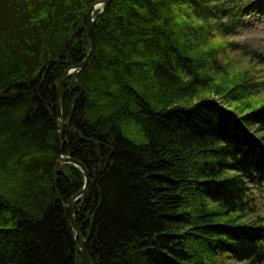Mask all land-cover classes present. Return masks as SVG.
<instances>
[{
    "label": "trees",
    "instance_id": "obj_1",
    "mask_svg": "<svg viewBox=\"0 0 264 264\" xmlns=\"http://www.w3.org/2000/svg\"><path fill=\"white\" fill-rule=\"evenodd\" d=\"M97 1L0 0V264H84L67 209L84 177L56 165V87L89 50ZM263 5L111 0L97 16L95 51L61 88L92 264H264V102L245 74L219 79L216 42Z\"/></svg>",
    "mask_w": 264,
    "mask_h": 264
},
{
    "label": "rangeland",
    "instance_id": "obj_2",
    "mask_svg": "<svg viewBox=\"0 0 264 264\" xmlns=\"http://www.w3.org/2000/svg\"><path fill=\"white\" fill-rule=\"evenodd\" d=\"M255 8L247 16V22L240 28L238 34L222 36V38L216 40L218 44H221L225 48L219 59L225 56L229 62V70L225 72L224 76L219 75L221 76L219 79L231 80L243 74L251 78L258 85L259 89V92L252 98L254 100L252 105L264 102V5L262 9ZM213 43L215 44V42ZM232 45L234 47H242V49L234 50L231 47ZM251 51L255 53L253 57L250 54ZM206 96L218 98L217 93H214L212 90L207 91ZM249 102L252 101L246 99L242 102L234 101L229 103L225 101V103H229V107H238L239 105L243 107L245 104H249ZM260 197L259 211L264 215V199L262 195Z\"/></svg>",
    "mask_w": 264,
    "mask_h": 264
},
{
    "label": "water",
    "instance_id": "obj_3",
    "mask_svg": "<svg viewBox=\"0 0 264 264\" xmlns=\"http://www.w3.org/2000/svg\"><path fill=\"white\" fill-rule=\"evenodd\" d=\"M110 1L111 0H100V1L93 3L89 7V9L86 13L87 21H88V25H87L88 32L87 33H88V38L90 41L89 50H88L86 56L84 57V59L79 64H77L76 66H73V67H68L65 70L63 75L60 77L59 82H58L57 87H56V114H57L56 124H57V130L55 133V139H56V161H57V165H58V167H61L63 163L74 164V165L80 167L81 172L83 173V177H84V187L81 189V191H79L77 194H75L69 200V202L67 204L69 224H70L71 232H72L74 240L76 239V237L79 238V244H77L75 242V246H76L77 251H78L80 257L82 258L84 264H92V263L90 261V258L88 256L87 252H86L84 239L81 237V235L79 234L78 230L76 229V227L74 225L73 203L79 197H83L85 195V193L87 192L88 184H89V175H88L86 168L78 160L68 158V157H64L62 155L61 147H62L63 131H64V126L67 125L68 121H64V119L62 117L61 88H62V85H63V82L65 81V79L71 74L74 75L76 81L78 82L79 72L87 65V63L89 62L91 56L93 55V53L95 51V39H94L95 20H96L97 16H99L102 13V11L105 9V7L108 5V3ZM98 9H99L98 14L94 15V12Z\"/></svg>",
    "mask_w": 264,
    "mask_h": 264
},
{
    "label": "bare ground",
    "instance_id": "obj_4",
    "mask_svg": "<svg viewBox=\"0 0 264 264\" xmlns=\"http://www.w3.org/2000/svg\"><path fill=\"white\" fill-rule=\"evenodd\" d=\"M98 10H99V9H98ZM55 151H56V139H55ZM61 151H62V147H61ZM62 155H63L64 157L72 158L71 156H69V155H64L63 153H62ZM72 159H74V158H72ZM64 164H69V163H63L61 167H58V165H57V161H56V165H57V167H58L59 169H61V168L63 167ZM69 165H74V164H69ZM74 166H75L76 168H78V169L81 171L80 167H78V166H76V165H74ZM83 187H84V185H83Z\"/></svg>",
    "mask_w": 264,
    "mask_h": 264
}]
</instances>
